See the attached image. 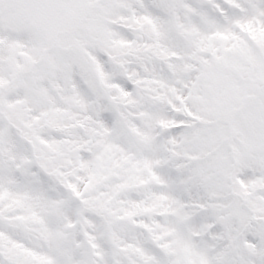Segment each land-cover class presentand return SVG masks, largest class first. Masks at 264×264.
Masks as SVG:
<instances>
[{"label": "snow or ice", "instance_id": "1", "mask_svg": "<svg viewBox=\"0 0 264 264\" xmlns=\"http://www.w3.org/2000/svg\"><path fill=\"white\" fill-rule=\"evenodd\" d=\"M0 264H264V0H0Z\"/></svg>", "mask_w": 264, "mask_h": 264}]
</instances>
